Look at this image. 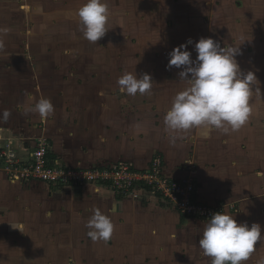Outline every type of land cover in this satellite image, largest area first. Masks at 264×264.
<instances>
[{
    "label": "crops",
    "instance_id": "obj_1",
    "mask_svg": "<svg viewBox=\"0 0 264 264\" xmlns=\"http://www.w3.org/2000/svg\"><path fill=\"white\" fill-rule=\"evenodd\" d=\"M218 1L104 0L107 36L92 43L74 15L87 0H0V114L11 113L0 119V138L13 140L21 158L46 139L52 157L73 168L127 161L144 170L160 156L168 175L185 177L190 161L204 201L233 205L236 211H225L238 222L264 227V69L256 60L245 71L255 72L254 90L261 93L253 92L239 129L172 132L164 124L174 96L189 86L181 69L162 70L166 37L177 46L191 38L192 51L194 40L215 26L210 13L221 10ZM114 36L121 41L114 44ZM124 73L150 74V91L122 92L117 81ZM41 97L54 111L45 118L26 114ZM141 195L11 181L0 163V264H19L20 251L33 264H211L199 247L207 221L181 215L152 193ZM97 208L115 226L107 242L87 235ZM248 264H264V233Z\"/></svg>",
    "mask_w": 264,
    "mask_h": 264
},
{
    "label": "clouds",
    "instance_id": "obj_2",
    "mask_svg": "<svg viewBox=\"0 0 264 264\" xmlns=\"http://www.w3.org/2000/svg\"><path fill=\"white\" fill-rule=\"evenodd\" d=\"M74 15L78 18L83 38L89 42L96 43L108 31V5L104 0H87ZM190 44H193L191 38L168 53L166 68L171 70L175 66L181 69L179 78L186 80L189 86L174 96L172 106L164 116L166 130L178 132L194 127L225 131L228 127L233 131L239 129L251 113L249 101L253 92L261 93L260 88L255 87L254 90L258 80L255 72H242L236 59L242 54L240 48L222 47L212 37H201L194 44L196 57L193 59L188 48ZM152 82L148 73L142 76L124 73L117 81L120 90L130 96L149 92ZM53 111V103L44 97L34 106L25 108L26 114L38 113L41 118ZM10 114V110L5 109L0 119L7 121ZM11 226L19 229L16 225ZM86 227L93 242H107L115 226L111 218L97 208ZM262 233L264 227L259 223L238 222L235 216L221 210L213 213L204 224L199 247L205 256L211 258V264H244Z\"/></svg>",
    "mask_w": 264,
    "mask_h": 264
},
{
    "label": "built area",
    "instance_id": "obj_3",
    "mask_svg": "<svg viewBox=\"0 0 264 264\" xmlns=\"http://www.w3.org/2000/svg\"><path fill=\"white\" fill-rule=\"evenodd\" d=\"M0 163L11 181H39L60 189L100 185L110 188L119 197L134 199L143 198L141 191L149 192L181 215L202 221H208L213 213L229 208L225 203L210 204L201 198L195 167L190 161L187 164L191 172L185 177L168 175L160 156L144 170L127 161L105 167L73 168L52 157L46 139H38L28 157L21 158L13 140L0 138Z\"/></svg>",
    "mask_w": 264,
    "mask_h": 264
},
{
    "label": "rangeland",
    "instance_id": "obj_4",
    "mask_svg": "<svg viewBox=\"0 0 264 264\" xmlns=\"http://www.w3.org/2000/svg\"><path fill=\"white\" fill-rule=\"evenodd\" d=\"M216 4H220L221 10L217 13H210V20L216 23V27L213 26L210 29L209 37L217 40L222 47L241 49L242 54L238 55L236 59L242 72L247 73L245 70L253 68L255 60L258 68L264 69V0H219ZM161 31L164 33L167 32L164 29ZM199 34L200 31L193 33V36H200ZM106 36L107 33L104 37ZM169 37L174 38L175 35L171 34ZM198 40L195 39L194 44ZM118 41L120 42L121 40H118L114 36L113 43L115 44ZM166 41L169 49L165 53L168 54L177 45H173L175 41H172L168 37H166ZM114 44L113 48L117 52L118 47L115 48ZM90 46H86V49L88 50ZM192 53L195 59L196 53L194 46ZM167 64L168 62L162 63V70H168L166 68ZM228 206L230 210L236 211L233 205ZM26 255L25 253H21V251L19 252V264H33L30 257H26ZM248 263L249 258L244 264Z\"/></svg>",
    "mask_w": 264,
    "mask_h": 264
}]
</instances>
